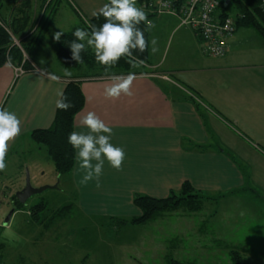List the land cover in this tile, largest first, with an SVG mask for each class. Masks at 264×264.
<instances>
[{
	"label": "crops",
	"instance_id": "obj_1",
	"mask_svg": "<svg viewBox=\"0 0 264 264\" xmlns=\"http://www.w3.org/2000/svg\"><path fill=\"white\" fill-rule=\"evenodd\" d=\"M108 2L60 0L48 32L30 59L34 69L22 75H18V68L9 63L0 69V109L14 113L21 122L19 135L8 142L3 170L10 171L13 164L10 159L24 152L25 145L33 141L31 134L34 131L52 126L58 108L56 102L69 80L97 72L105 77L82 81L85 106L75 118L74 131L87 132L81 119L88 112H95L112 129L110 143L125 152L119 171L105 159L98 183L96 179L80 183L84 173L79 170L77 160L72 172L64 176L57 174L50 158L49 173L37 163L35 166L27 163L37 187H59L64 183L66 188L59 191L71 196L68 205L42 214L36 242H39L40 250L30 264H76L70 261L72 249L67 251V241L58 233L63 218L76 212L88 220L133 219L141 215L134 205L137 194L166 198L189 182L200 194L213 198L206 202L205 208L209 203L215 204V213L220 212V219L225 218L223 221L237 216L232 210L238 208L239 202L254 201V198L264 202L262 38L253 29L238 28L228 40L226 57L216 59L203 53L199 37L191 28L182 27L177 17L155 16L150 27L153 29L150 60L142 68L144 73L135 75L131 86L133 95L121 94L117 99H109L104 95L105 86L112 83L113 76L127 75L111 67L99 71L65 67L56 57L57 40L51 33L52 29H57L64 34L88 23L95 16L93 13ZM59 21L62 24L58 25ZM153 39L157 41L155 47L158 49L155 58ZM49 48L50 55L45 53ZM39 70L50 72L59 79L50 80ZM66 70L71 73L70 77L64 75ZM176 87L194 93L202 107L198 109L192 102L175 95ZM21 169L14 178L0 174V204H12L13 216L26 211H17L13 202L16 192L12 184L18 185L20 190L24 188L25 176ZM257 207L261 209L260 205ZM254 213L257 220L264 219L263 210ZM168 215L152 222L167 221ZM187 221L188 227L195 228L192 218ZM206 223L203 218L196 230L202 233ZM228 223L219 225L218 230H222L218 232L219 236L229 229ZM260 230L263 236L255 244L264 243V223ZM141 243L144 244L143 239ZM262 249L253 247L250 250L263 252V256L257 258L264 262V247ZM229 260L232 264L230 253Z\"/></svg>",
	"mask_w": 264,
	"mask_h": 264
},
{
	"label": "rangeland",
	"instance_id": "obj_2",
	"mask_svg": "<svg viewBox=\"0 0 264 264\" xmlns=\"http://www.w3.org/2000/svg\"><path fill=\"white\" fill-rule=\"evenodd\" d=\"M135 6H139V3L136 2ZM230 11L233 14V11ZM58 23V25L62 24L61 21ZM60 31L62 30L52 29L51 33L55 35ZM152 31L151 28L150 34ZM163 37L160 38L161 42L164 41ZM45 53L50 55V48ZM153 56L155 58L157 52L153 53ZM23 151L10 159V162H13L10 165V171L2 170L0 174L14 178L22 168L21 174L25 176V188L27 175L31 173L27 163H31L32 166L37 163L45 169L46 173L50 172L52 163L46 149L39 148L33 141L26 144ZM30 180L34 188H39L35 178ZM12 187L16 194L21 191L15 183ZM61 188H66L64 183L58 189H48L32 196L25 205L26 211L15 214L10 224L9 222L6 224V221L13 210V205L0 204V209L3 210L0 212V243L5 246L3 250L5 264H30L31 260H34L38 249L40 250L39 242L36 243L39 239V225L31 222L29 210L43 202L48 206L46 212L68 205L71 196L61 193L59 191ZM257 205H260L264 212V202L257 198H254V201L239 202L238 208L235 207L232 210L237 216H231V219L225 221H223L225 218L220 219V212L215 213V204L209 203L205 210L197 214L185 216V213L180 211L168 215L167 221L160 219L143 226L126 225L124 227L117 223V220L122 219L88 220L73 212L63 218L62 228L60 227L58 233L61 238L66 239L67 251L72 249V254L69 255L70 261L76 264H167L168 256H173L185 264H229L230 250L236 247L249 264H263L264 262L257 258L258 255L263 256V252L250 250L253 247L260 249L264 247V243L255 244L263 236L260 229L264 223V219L257 220L254 213L257 211L259 214L262 211ZM209 215L214 216L211 218ZM187 218H192L195 228L188 227ZM203 218L207 223L203 225V232L199 233L196 229ZM225 222L229 224V229L223 236H219L218 227L225 225ZM142 239L144 244H140ZM152 239L156 241L155 244L152 243ZM129 243L133 246H126ZM142 244L144 251L141 250ZM21 259L24 260L23 263Z\"/></svg>",
	"mask_w": 264,
	"mask_h": 264
},
{
	"label": "trees",
	"instance_id": "obj_3",
	"mask_svg": "<svg viewBox=\"0 0 264 264\" xmlns=\"http://www.w3.org/2000/svg\"><path fill=\"white\" fill-rule=\"evenodd\" d=\"M59 1L0 0V69L8 63L16 68H23V70L28 72L34 69L30 59L35 48L48 32L57 12ZM137 1L139 3L137 8L143 10L142 6L151 0ZM230 10L233 11V14ZM218 12L223 18L233 17L238 28L243 27L255 30L264 41V12L261 7V0H231L227 6L223 4ZM144 13L147 20L142 21L137 27L144 33L147 48L144 52H140L138 49L133 50V55L138 60L143 61V63L133 67L127 63V57H121L111 67L122 71L124 75L144 73L142 68L146 67L150 60L151 34L149 23L152 24L151 19L155 16ZM105 22V18L102 15L94 16L88 23H83L78 28L91 33L90 25L98 28ZM76 29L62 34L60 39L57 40L56 57L58 61L65 67L77 71L83 69L96 71L106 69L105 66L95 60V53L92 48L81 51L82 63H77L71 59L72 52L69 45L73 40H76L73 36ZM76 42L80 43L82 41L77 40ZM83 43L86 44V41H83ZM103 75V73L97 72L94 75L69 80L63 96L67 97V101L71 103L72 107L66 111L57 108L52 126L48 129L36 130L31 134L33 141L39 147L46 149L59 176L70 174L76 163V150L68 143V136L74 131L77 114L85 106V96L81 88L82 81L92 77H105ZM174 94L192 102L198 109L202 107L197 100V96L187 88L182 90L176 87ZM209 200H213V198L200 194L189 182H185L179 192H172L166 198L135 195L134 205L141 211V215L129 220H117V223L122 227L126 225L141 226L160 217L180 211L186 214L200 213L205 209V204ZM13 202L17 211L25 210V205L17 200L16 195L13 196ZM47 207L44 202L31 207L29 210L31 222L36 225L41 223V216L47 211ZM2 250L3 245H0V263L3 262ZM230 258L232 264H248L243 254L236 249L230 251ZM167 264L185 263L175 259L173 256H168Z\"/></svg>",
	"mask_w": 264,
	"mask_h": 264
},
{
	"label": "clouds",
	"instance_id": "obj_4",
	"mask_svg": "<svg viewBox=\"0 0 264 264\" xmlns=\"http://www.w3.org/2000/svg\"><path fill=\"white\" fill-rule=\"evenodd\" d=\"M135 3L136 0H109V3L104 4L98 12H94L93 15H102L106 22L98 28L90 25L91 33L82 28H77L74 31L73 36L76 40H73L69 45L72 52L71 59L82 63L81 51L92 48L95 60L106 69L114 66L121 57H127V63L133 67L142 64L143 61L133 55V50L138 49L140 52H144L147 48L144 33L137 27L142 21H146L147 17L143 10L135 6ZM149 26L152 27V25ZM61 35L62 32L55 33V39L59 40ZM77 40L82 42L77 43ZM83 41H86V44ZM156 43L157 41L153 39V53L158 50L155 47ZM39 71L50 80L59 79L50 72ZM64 75L70 77L71 73L66 70ZM135 78L134 73H129L127 76H113L112 83L104 88L105 97L117 99L121 94L131 97L133 95L131 86ZM56 106L65 111L72 107L71 103L67 101V97L62 93ZM20 123L14 113L0 109V170L6 166L4 159L8 142L19 135ZM80 123L88 131H72L68 136V143L76 150L79 170L84 173L80 183L86 184L93 179H96L98 183L105 159L111 167L119 171L125 158V152L121 147L110 143L112 129L95 112H88L82 117ZM94 160L95 164L92 163Z\"/></svg>",
	"mask_w": 264,
	"mask_h": 264
},
{
	"label": "built area",
	"instance_id": "obj_5",
	"mask_svg": "<svg viewBox=\"0 0 264 264\" xmlns=\"http://www.w3.org/2000/svg\"><path fill=\"white\" fill-rule=\"evenodd\" d=\"M225 2L226 0H151L142 9L153 16L177 17L182 27L191 28L199 37L204 54L220 59L226 57L228 40L238 30L233 17L223 18L218 12ZM261 7L264 12V0H261ZM16 72L22 75L28 71L18 68Z\"/></svg>",
	"mask_w": 264,
	"mask_h": 264
},
{
	"label": "water",
	"instance_id": "obj_6",
	"mask_svg": "<svg viewBox=\"0 0 264 264\" xmlns=\"http://www.w3.org/2000/svg\"><path fill=\"white\" fill-rule=\"evenodd\" d=\"M230 1L231 0H226L225 5L227 6L230 3ZM30 179H31L30 175L28 174L25 188L16 194L17 200L23 205H26L28 200L34 195L41 194L48 189H58L59 188L58 185H54V186L46 185V186H42L39 188H34L33 185L31 184ZM13 214H14V210H12V212L9 214L6 224L10 222Z\"/></svg>",
	"mask_w": 264,
	"mask_h": 264
}]
</instances>
